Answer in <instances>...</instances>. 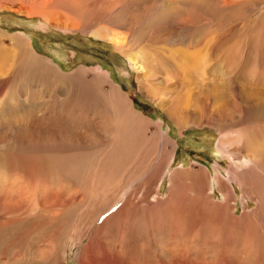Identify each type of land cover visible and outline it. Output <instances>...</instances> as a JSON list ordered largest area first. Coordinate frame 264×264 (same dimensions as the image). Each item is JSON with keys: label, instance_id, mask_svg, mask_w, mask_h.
Masks as SVG:
<instances>
[{"label": "rangeland", "instance_id": "374dc122", "mask_svg": "<svg viewBox=\"0 0 264 264\" xmlns=\"http://www.w3.org/2000/svg\"><path fill=\"white\" fill-rule=\"evenodd\" d=\"M70 1L0 0V264H264V0ZM204 47L190 120L151 55Z\"/></svg>", "mask_w": 264, "mask_h": 264}, {"label": "bare ground", "instance_id": "6f19581e", "mask_svg": "<svg viewBox=\"0 0 264 264\" xmlns=\"http://www.w3.org/2000/svg\"><path fill=\"white\" fill-rule=\"evenodd\" d=\"M50 1H52V0H33V3L30 7V9L32 11L31 14L36 12L35 11L36 9H39L40 10L39 12H41V13L44 12L43 8L47 7V5L49 4ZM53 1L54 2L65 1L67 4H69V0H53ZM71 1H73V4H76V2L79 3L81 0H71ZM42 15H44V14H42ZM99 36L100 37L98 39H100V40L113 42L114 44L117 43V41L112 40L109 37H105L102 35H99ZM22 42L25 43V49H23L24 52L28 53L30 45L26 44V41H24V40ZM115 45H117V44H115ZM118 51L123 53L122 47H120V49H118ZM204 51H206V52H204ZM179 52H180L179 57H181V59L183 60L182 63H180V64L175 62L176 61L175 58L173 60H171V59H169V57H166V56L164 57V55H162V54L159 55L157 52H154V55H151V56H152V58H157L156 63L160 62V64L163 65V69L170 71L173 75L172 80H170V82H171L170 88L178 89L180 92V94L177 96L178 99L176 97V99L178 100V102H177L178 107H176L177 114L180 116H182V114H185L188 117V119L190 118V120L196 119V117L191 116L189 114L188 110L185 108L186 105L188 104L187 103L185 105V101L192 100L193 102L199 104L203 98H207V99L209 98V100H210L211 95L214 94V92L218 91V85L213 83V86L212 85L209 86L207 84V79H208V82H210L211 80H209V78H208V70H207L208 65H207V63L209 61L207 60L206 55H205V54H207V50H205V47L200 50V54L197 57L198 61H195L194 57H191L189 53L185 54L184 52H181V51H179ZM150 54H151V52H150ZM20 55H21V53H20ZM4 59H8V57H7V53L3 51V52H0V63H2L4 61ZM133 63H134V61H133ZM199 63H200V65H199ZM151 65L152 64L150 63L147 66L151 67ZM138 69L144 70V66H141V67L139 66ZM194 75L196 77H194ZM168 82L169 81L164 80L163 84L165 86H168ZM224 86H225V83L222 85V87L224 88ZM226 87H228L227 84H226L224 89L232 90L229 87H228L229 89ZM171 95H173V94H171ZM232 101L234 102V104L237 103V105L245 104L246 106H252L253 104H256V105H262L264 108V100L261 98L260 94L254 92V91H251L248 88L244 89L243 85L240 86V88H238L234 92H232V96L227 97V99L224 100V104L232 103ZM157 103H158L159 107H161L162 109H164L165 111H167L169 113V105L168 106L164 105L163 101H161V99L158 100ZM184 105H185V107H184ZM232 105H233V103H232ZM262 112L263 111H260L258 114L261 115ZM169 115L171 116L172 114L169 113ZM251 131H252V134H251V138H249V140L246 138L244 139L243 137H242L243 140H241L240 135H239L240 137L238 135H233L232 137L237 138L238 140L240 138V141H238V143L243 145L244 149H242V150H246L245 153L247 152V149L249 150V153L251 154L250 155L251 160L253 161V163H251V164H253L254 166H251L250 169H248V171L249 172H256L257 168L255 167V165L258 162L257 159H263V157H264V132L258 133L256 131H254L253 129ZM230 138H231V136L229 134H225L220 143L222 145H224L227 143L226 141L229 140ZM229 144H230V142H229ZM226 145H228V144H226ZM256 145H261V146H256ZM240 147H242V146H240ZM231 151H232V149H231ZM236 151H240V149L236 150ZM218 184L222 187V190L224 191V186H223L222 182L218 181ZM224 193H225L226 198H227L228 193L226 194V191H224ZM226 201L224 203L225 205H227V203H228V201L227 202Z\"/></svg>", "mask_w": 264, "mask_h": 264}]
</instances>
